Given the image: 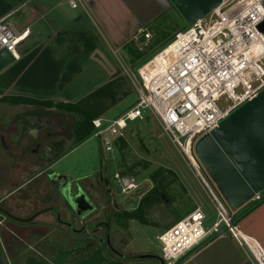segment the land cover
Wrapping results in <instances>:
<instances>
[{
  "label": "rangeland",
  "instance_id": "374dc122",
  "mask_svg": "<svg viewBox=\"0 0 264 264\" xmlns=\"http://www.w3.org/2000/svg\"><path fill=\"white\" fill-rule=\"evenodd\" d=\"M167 1L165 7L160 5L153 27L141 29L128 40L133 30L130 20L116 22V18L111 17L100 23L93 8L86 10L80 5L78 9H72L69 0H0L10 6L5 15L12 14L10 20L20 31L30 28L31 34L21 44L20 51L22 58L32 57L28 68L11 84L9 82L14 77L11 69L15 63L0 72V115L8 117L14 110V107L7 109L4 105L14 103L3 100L7 97L76 104L97 113L98 117L111 120L124 115L138 103L141 67L169 45L177 32L190 27L172 2ZM30 9H34L31 15ZM120 31H123L120 39L128 40L121 45L116 38ZM143 31L151 33V40L141 35ZM84 36L94 43L89 52ZM41 56L51 59L53 64L40 68L36 61ZM229 104L225 97L218 102L221 109ZM23 105L27 106L18 108L21 114L34 109V105L31 108L28 107L30 104ZM50 112L59 125L66 121L73 128V123L77 125L82 120L77 113L55 107ZM63 112L66 113L64 118L60 116ZM125 133V138L112 137L117 142L113 152L104 151L112 179L116 172H120L124 176H133L149 189L157 184L166 186L160 201L146 210L148 224L139 220L130 223V237L134 238L130 248L161 257L159 237L168 228L198 207L207 216L205 226L211 227L218 219L217 211L201 180L149 110L143 120L129 122ZM66 135L71 136V130ZM103 140L104 135L97 136L95 131L81 142L73 138L63 158L59 159L57 169L77 166L100 171ZM201 171L227 205L208 173L204 168ZM153 176L155 181L151 179ZM117 187L120 192L121 186ZM227 208L240 225L238 212L232 211L228 205Z\"/></svg>",
  "mask_w": 264,
  "mask_h": 264
},
{
  "label": "built area",
  "instance_id": "2783aa9c",
  "mask_svg": "<svg viewBox=\"0 0 264 264\" xmlns=\"http://www.w3.org/2000/svg\"><path fill=\"white\" fill-rule=\"evenodd\" d=\"M72 9L86 6V0H69ZM0 18V51L7 50L14 63L21 60V44L29 29L20 31L10 20ZM264 0H222L203 19L175 34L174 40L139 70L138 103L124 115L93 120L95 135H104V151L113 152L112 137L125 138L129 122L143 120L150 111L164 132L184 156L209 194L218 219L206 227L207 216L196 208L160 237L163 264H184L193 254L226 233L243 240L259 264L264 252L251 247L225 202L208 183L194 146L205 134L219 128L235 111L264 92ZM151 40L149 32L141 34ZM139 39V38H137ZM225 97L230 104L221 109ZM123 191L131 188L115 174ZM253 200H261V194ZM229 207V206H228ZM261 255H258L256 251Z\"/></svg>",
  "mask_w": 264,
  "mask_h": 264
},
{
  "label": "water",
  "instance_id": "95a60500",
  "mask_svg": "<svg viewBox=\"0 0 264 264\" xmlns=\"http://www.w3.org/2000/svg\"><path fill=\"white\" fill-rule=\"evenodd\" d=\"M189 26L207 16L222 0H170ZM264 31V24L261 26ZM14 64L13 56L0 51V72ZM194 152L220 194L234 212L264 191V92L248 102L221 126L200 137ZM100 183L109 187L110 172L100 148ZM54 192V219L46 225L47 235L38 239L24 223L0 217V264H137L124 262L120 254L105 246L101 232L104 193L88 188L82 178L48 174ZM147 186L136 191L123 207L137 204ZM14 228L21 231L16 233ZM163 264L154 254L142 256Z\"/></svg>",
  "mask_w": 264,
  "mask_h": 264
},
{
  "label": "crops",
  "instance_id": "0c3cea01",
  "mask_svg": "<svg viewBox=\"0 0 264 264\" xmlns=\"http://www.w3.org/2000/svg\"><path fill=\"white\" fill-rule=\"evenodd\" d=\"M166 1L86 0V6L83 8L86 10L93 8L100 23H103L104 19L111 17H115L116 22H120L121 20L127 22L130 20L133 24V30L129 33L128 40H131L141 29H151L153 27L152 24L159 15L160 5L165 7L168 2ZM35 10L38 11L36 8ZM33 11L34 9H30V15L33 14ZM75 18L76 16L73 17V19ZM103 25L104 29L109 31L107 26ZM49 26L47 25L48 29H50ZM28 29L30 35L31 30L30 28ZM122 32L120 31L116 35L117 42L120 45L128 41L120 39L122 38ZM109 34L111 35V33ZM4 105L7 106V109L14 107L12 115L7 117L9 122L23 125L28 123V118L22 119V112L16 109L18 107L17 104L6 102ZM28 107L31 108L32 106ZM18 111L20 115L17 114ZM3 116L0 115L2 123H4L3 120H6ZM2 127L0 126V135L3 131ZM8 140H11L10 136ZM33 149L36 152L32 154L31 151ZM66 149L60 152L57 151V155L59 156L58 161L63 158L62 155ZM39 152L41 151L36 147L33 139H23L21 147L13 150L12 154L6 151L0 143V188L2 189L0 191V211L7 212L14 222L28 225L31 236L38 239L47 235L46 225L54 219L49 212H46L54 205L55 201L54 192L50 188L51 184L48 180V174L57 172L59 174L71 175L73 178H82L88 187L92 185L96 186L99 180L98 170H90L87 167L79 168L77 166H67L57 169L56 165L58 162L53 165H49L48 162H37ZM25 155L28 160H24L23 157ZM101 188L105 187L102 185ZM237 212L241 219L238 226L242 236L259 245L264 252V192L261 193V200H252ZM134 221L136 220L130 221L129 226ZM15 231L18 234L21 233L17 228ZM129 232L130 227L128 231L124 232V240L128 244V250L134 253H143L131 250L130 247L134 244V238L130 237ZM249 248L243 240L226 233L193 254L184 264H259Z\"/></svg>",
  "mask_w": 264,
  "mask_h": 264
},
{
  "label": "flooded vegetation",
  "instance_id": "af4514ba",
  "mask_svg": "<svg viewBox=\"0 0 264 264\" xmlns=\"http://www.w3.org/2000/svg\"><path fill=\"white\" fill-rule=\"evenodd\" d=\"M23 106L24 105L20 104L18 105L17 109ZM53 108L54 107L48 108L44 106L34 105V109L28 111L30 113L22 114V119L28 118V123H26V125L16 123L14 124L12 122H9V119H7L6 116H3V118L6 120H3L4 123L0 121V126H3V131L0 135V143L2 147L5 148L6 151L10 152V154H12L13 150L19 149L21 147L23 139H33V141L36 143V147L39 148V151H41L39 152V158L37 162H48L49 165L57 163L59 158L57 153L65 150L71 144L72 139L75 138L73 129L76 128V125L73 123L72 128V125L70 127L66 121L61 122V124L59 125L54 119L55 115L53 114V112H50ZM65 114L66 113L63 112L60 116L64 118ZM69 130H71V136L66 135L67 131ZM9 136L11 140H8ZM31 152L33 154L36 151L35 149H33ZM53 152H55V154H53ZM23 158L24 160H28L26 155ZM119 174L125 184L131 185V188L126 189L125 192L123 191V189L125 188L123 186H121V191H118V182L117 180H115L117 184L116 185L114 179H112L111 173V184L106 189L101 188L102 185H100V180H98L96 186L92 185V187H94L96 190L104 193V200L102 202L103 214L100 223L105 246L107 248L110 246V248L116 250L123 258L120 260H123L124 262H128L131 259H134L137 261V264H160L159 261L152 259H144L142 257L143 255H151L152 253H134L128 250V244L124 240V232L129 230V222L132 220H136L128 218V215L133 214L139 210L143 199L147 195H149V193H151V191L155 188L156 185H154L151 189L148 188L146 193L139 198L137 204H132L128 207H123V204L128 199H130V197L136 191L147 185H140L133 176L129 177L124 176L121 173ZM151 179L155 181L153 178ZM90 187L91 186H89L88 188ZM1 190L2 189L0 188V191ZM24 198H26V196H24ZM53 206H51L49 210L52 209ZM46 212H48V210ZM2 216L4 217L5 224L13 229V226H11V221L13 220L9 216V214L7 212L0 211V217ZM14 230H16V228H14Z\"/></svg>",
  "mask_w": 264,
  "mask_h": 264
},
{
  "label": "trees",
  "instance_id": "16d2710c",
  "mask_svg": "<svg viewBox=\"0 0 264 264\" xmlns=\"http://www.w3.org/2000/svg\"><path fill=\"white\" fill-rule=\"evenodd\" d=\"M10 6L7 5L4 2H0V18L4 16L5 14L9 13ZM85 41L87 44V50L88 52L92 50L94 47V43L91 38L84 36ZM168 46V45H167ZM32 59V57H24L19 62L15 63L14 67L11 69L12 74H14L13 79L9 82L10 84L13 83V81L22 73L23 70L28 68L29 62ZM40 65V68L44 66H50L52 63L51 59H46L44 56H41L40 59L36 61ZM99 94V92H98ZM4 101H13L15 104H30V105H38V106H44L48 108L55 107L59 110H65L67 112H73L77 113L82 117V120L76 125L74 134L75 139L77 142L84 141L86 138L90 137L94 131L95 128L93 126V120L98 117V114L91 111L84 109L76 104H67V103H60L57 104L53 101L43 102V101H36L34 99L30 98H23V97H7L3 99ZM154 180H156V177H154ZM166 186L157 184L155 188L147 195L139 208L138 211H136L133 214H129L128 218L130 219H136L141 221L143 224H148V221L146 220V210L149 209L152 205L157 203V201H160L161 195L164 193ZM183 218V217H182ZM181 218V219H182ZM179 219V220H181Z\"/></svg>",
  "mask_w": 264,
  "mask_h": 264
},
{
  "label": "bare ground",
  "instance_id": "6f19581e",
  "mask_svg": "<svg viewBox=\"0 0 264 264\" xmlns=\"http://www.w3.org/2000/svg\"><path fill=\"white\" fill-rule=\"evenodd\" d=\"M29 36V32L27 33V35L26 36H24L23 38H22V40H25L27 37ZM247 240L249 241V243H250V245H251V247H255L256 246V244H254V242L253 241H251L250 239H248L247 238ZM256 251V253L258 254V255H260L259 253H258V251L257 250H255ZM261 256V255H260Z\"/></svg>",
  "mask_w": 264,
  "mask_h": 264
}]
</instances>
